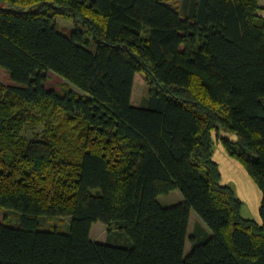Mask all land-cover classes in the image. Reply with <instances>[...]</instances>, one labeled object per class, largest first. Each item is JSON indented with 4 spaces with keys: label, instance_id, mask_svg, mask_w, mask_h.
Masks as SVG:
<instances>
[{
    "label": "trees",
    "instance_id": "trees-1",
    "mask_svg": "<svg viewBox=\"0 0 264 264\" xmlns=\"http://www.w3.org/2000/svg\"><path fill=\"white\" fill-rule=\"evenodd\" d=\"M260 9L0 0V67L13 81L0 80V264H264ZM59 17L74 28L60 31ZM49 71L70 86L48 88ZM137 72L150 85L142 104ZM214 133L261 189V223L221 183ZM174 190L179 202L162 205ZM41 217H71L69 229L40 228Z\"/></svg>",
    "mask_w": 264,
    "mask_h": 264
},
{
    "label": "rangeland",
    "instance_id": "rangeland-1",
    "mask_svg": "<svg viewBox=\"0 0 264 264\" xmlns=\"http://www.w3.org/2000/svg\"><path fill=\"white\" fill-rule=\"evenodd\" d=\"M170 1L174 2L175 0ZM73 23V19L64 17L58 18V27L63 33L70 32V30L74 28ZM0 80L6 85L13 84L8 71L1 67ZM45 85L48 88H55L57 90H61L64 87L66 88L67 86H70V84L64 78L52 71L47 72V80L45 81ZM149 93L150 85L148 84L144 74L137 72L132 95L133 101L135 103L142 104L145 98L148 97ZM39 130L41 131L42 127ZM220 135L230 139L232 142H236L238 140V136L232 131L221 129ZM213 159L219 164L221 170V183L231 186L235 191L236 196L242 200V217L261 223L262 218L260 214V207L263 200L262 191L245 168V165L228 153L222 139L217 138L216 133H214ZM181 198L182 195L180 191L174 190L168 194L160 195L159 201L162 203V205L168 206L178 203ZM192 212L195 213V211ZM11 217L15 219V216L9 214L7 215L8 219H6V222L12 225L16 224L9 220ZM2 219H4V208L0 209V220ZM70 220L71 217H41L40 228L55 229L58 226L61 231H68ZM193 226L194 222L191 223V228ZM191 230L192 229H190V231ZM106 232V226L101 225L98 230L94 227L93 235L100 239H104Z\"/></svg>",
    "mask_w": 264,
    "mask_h": 264
},
{
    "label": "crops",
    "instance_id": "crops-1",
    "mask_svg": "<svg viewBox=\"0 0 264 264\" xmlns=\"http://www.w3.org/2000/svg\"><path fill=\"white\" fill-rule=\"evenodd\" d=\"M259 3H260V6H261V9H260L259 13H260L261 15L264 16V0H259ZM199 220H200L199 217L196 216L195 213L191 212L190 221H191V222H196V221H199ZM101 225H104V224L101 223V222H96V223H93V227H92V232H91V233H92V237H93V239H94L95 241H97V242H103V241H105L106 238H107V235L105 236L104 239H100V238H98L97 236H94V235H93L94 227H95V229L98 230V229L100 228ZM105 226H106V225H105ZM106 228H107V227H106ZM106 234H107V232H106Z\"/></svg>",
    "mask_w": 264,
    "mask_h": 264
}]
</instances>
